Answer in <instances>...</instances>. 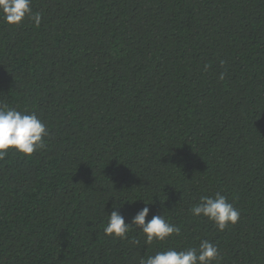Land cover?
<instances>
[{
  "label": "trees",
  "instance_id": "obj_1",
  "mask_svg": "<svg viewBox=\"0 0 264 264\" xmlns=\"http://www.w3.org/2000/svg\"><path fill=\"white\" fill-rule=\"evenodd\" d=\"M32 11L38 27L0 19V103L35 112L50 137L0 160V264H138L202 239L219 264H264V0H32ZM217 192L240 211L224 231L189 211ZM137 200L180 235L106 236L113 204L127 223Z\"/></svg>",
  "mask_w": 264,
  "mask_h": 264
},
{
  "label": "clouds",
  "instance_id": "obj_2",
  "mask_svg": "<svg viewBox=\"0 0 264 264\" xmlns=\"http://www.w3.org/2000/svg\"><path fill=\"white\" fill-rule=\"evenodd\" d=\"M25 18L37 27L41 23L42 14L32 11V0H0V19L6 24L19 26ZM207 67L208 65H205V68ZM220 79H224L223 73L220 74ZM49 137L48 127L35 112L29 113L0 103V160L5 159L9 150L30 156L45 149L46 138ZM143 203L145 206L136 211L127 223L122 212L124 203L120 206H114L117 204L114 203L110 214L107 212L104 234L114 239L128 240L129 232L135 228L143 235L146 245L161 243L174 235H180V227L166 219L163 214H153L147 219L150 214L149 205L152 203ZM189 211L193 217L206 218L218 231H224L229 225L237 224L240 219V211L220 192L214 196H201L199 202L192 205ZM130 242L133 245L139 244V240L135 238ZM219 260L220 252L216 244L202 239L198 247L182 250L170 247L141 256L138 258V264H219Z\"/></svg>",
  "mask_w": 264,
  "mask_h": 264
}]
</instances>
